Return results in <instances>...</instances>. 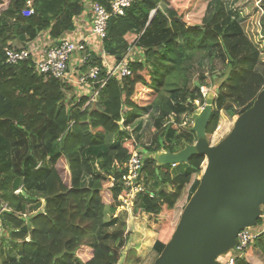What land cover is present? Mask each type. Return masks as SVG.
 I'll return each mask as SVG.
<instances>
[{
	"label": "trees",
	"instance_id": "1",
	"mask_svg": "<svg viewBox=\"0 0 264 264\" xmlns=\"http://www.w3.org/2000/svg\"><path fill=\"white\" fill-rule=\"evenodd\" d=\"M27 1L0 0V193L16 212L43 210L28 223L6 213L13 246L0 247L1 264H120L117 249L128 236L114 230L123 208L118 198L127 194L122 176L139 145L145 191L135 215L145 214L147 228L158 234L160 255L200 184L206 158L158 167L148 156L184 148L177 135L184 117L205 106L201 87L215 93L208 136L222 114L235 121L253 106L264 88V0L249 19L233 0H136L124 16L110 19L103 46L116 59L132 48L140 57L130 77L110 79L93 101L74 95L71 84L39 76L31 61L5 63L6 48L23 50L44 32L59 40L85 11L84 0H33L26 17ZM150 108L159 111L144 135ZM237 264H264V234Z\"/></svg>",
	"mask_w": 264,
	"mask_h": 264
},
{
	"label": "water",
	"instance_id": "2",
	"mask_svg": "<svg viewBox=\"0 0 264 264\" xmlns=\"http://www.w3.org/2000/svg\"><path fill=\"white\" fill-rule=\"evenodd\" d=\"M214 103L210 92L205 106L191 116L195 143L148 156L158 167L188 164L197 155L206 158L200 184L153 264H222L238 234L256 229L264 218V88L217 145L207 132Z\"/></svg>",
	"mask_w": 264,
	"mask_h": 264
},
{
	"label": "built area",
	"instance_id": "3",
	"mask_svg": "<svg viewBox=\"0 0 264 264\" xmlns=\"http://www.w3.org/2000/svg\"><path fill=\"white\" fill-rule=\"evenodd\" d=\"M135 1L108 0L107 4L104 5L96 1L84 0V5L89 7L92 19L89 35L77 33L74 30L64 34L59 40L52 39L54 42L38 38L30 42L27 48L23 50L6 48L4 51L5 63L7 65H17L31 61L39 76H50L71 84L76 88L74 95L88 96L93 101L99 96L101 90L106 87L110 79L114 78L121 82V80L130 77L133 72L131 66L140 57L139 52L132 48L116 59L108 55L103 46L107 37L110 19L124 16L127 9ZM33 12V0H28L23 15L28 17ZM153 15L154 12L152 17ZM103 72H105V77L100 79ZM99 80H101L100 86ZM209 92V88L201 87V94L204 98L209 95ZM203 107H197L195 111ZM190 121L192 122L191 119ZM220 129L219 125L216 133ZM144 164L145 154L137 149L126 163L125 173L122 176L121 182L123 188L127 190V194L118 198L119 204L123 207L121 209L132 210L135 207L138 196L145 191L141 177ZM22 192L23 188H20L16 194L20 195ZM8 212H13L27 223L29 218L32 217L27 215V212L14 211L0 193V239L6 234L3 219ZM263 234L264 224L262 226L259 225L256 229L241 231L237 237V245L225 258L221 259L222 264H237L238 259L242 258L245 251Z\"/></svg>",
	"mask_w": 264,
	"mask_h": 264
},
{
	"label": "rangeland",
	"instance_id": "4",
	"mask_svg": "<svg viewBox=\"0 0 264 264\" xmlns=\"http://www.w3.org/2000/svg\"><path fill=\"white\" fill-rule=\"evenodd\" d=\"M234 7L235 9L240 10L241 12L243 10L248 9V13L246 14L245 11L242 12V14H244V18H251L252 16H254L258 10H262L260 9V5H259V0H234ZM264 10V9H263ZM247 12V10H246ZM263 15H264V11H263ZM213 15L210 14V17L208 18V21L210 20V18ZM262 20H261V24H262V28L264 27V16H262ZM151 19H152V15H151ZM221 81H219L218 83H216L215 85H213L215 87V89L220 85ZM211 92H213L212 90H210ZM210 93V92H209ZM215 94V93H214ZM158 109L156 108H150L148 111V114L144 117V121H145V125L143 128V132L142 134H147L150 133L151 129L153 128V123H154V119L156 118L157 114H158ZM191 117L188 115L186 117H184L183 120V124L182 126H180L181 133L182 134H178L177 135V139L176 141L179 139V144L181 145V147L184 146V142H190V143H195L196 141V135L194 132H192V126L193 123L190 121ZM192 120V119H191ZM234 122L233 120L229 119L228 117H226L224 114H222L221 116V120H220V131L218 133H215L212 136H209V141L211 142L212 145H217L218 143H220L233 129L234 126ZM219 127V126H218ZM144 134V135H145ZM138 135V134H137ZM136 135V136H137ZM149 135V134H148ZM141 136V135H140ZM138 140V139H137ZM172 144L175 145L176 142L174 140V138H172ZM178 147V146H177ZM176 147V149H178ZM140 150H143V148L141 147V145H139L138 147ZM17 151L18 148H16ZM25 151V148H21L20 147V154H22ZM15 155V152H14ZM5 156L7 157V154L5 153ZM20 156V155H18ZM205 166V163H204ZM36 193H39L38 198L40 199L41 205H44V196L43 193L41 191H36ZM23 192L20 194L22 195ZM28 200V199H27ZM30 208V207H29ZM43 210V208L39 209L38 211H33L32 209H28L26 212L28 213L27 215H34L37 212H41ZM107 213L109 214V212L107 211ZM131 213V215H133L135 213V211H131L129 212ZM119 214V212H118ZM30 216V217H31ZM30 219V218H29ZM29 222V220H28ZM141 223V222H140ZM147 225V224H146ZM6 230V234L4 235V237H2V240L0 241V247H2V250L6 252H8L10 250V248H12V244L11 242H9V229L5 227ZM136 230V229H135ZM131 232L130 230H126L124 232L125 236H128V241H127V245L122 249H117V251L119 252L120 255H122V258L120 260V264H153L154 261L156 260V258L159 256L158 251L155 250L154 246L151 245V243L148 244V246L142 245V243L140 244L142 247L137 249L136 247L134 248H130V244L134 243V240H132V236H131ZM124 236V237H125ZM4 241V242H3ZM5 242H7L5 244ZM20 245H17V249H19ZM139 247V246H138ZM155 251H154V250ZM1 260H0V264H1Z\"/></svg>",
	"mask_w": 264,
	"mask_h": 264
},
{
	"label": "crops",
	"instance_id": "5",
	"mask_svg": "<svg viewBox=\"0 0 264 264\" xmlns=\"http://www.w3.org/2000/svg\"><path fill=\"white\" fill-rule=\"evenodd\" d=\"M84 6V13L81 16L77 17L75 20V32L84 33V35H89L91 31L92 19L89 7L87 5ZM248 9H246V14L248 13ZM39 38H44L48 42H54L48 32L42 33ZM135 210V208H133L132 210L126 208L120 209L118 211L119 223L117 224V226L114 227V230H130V232L132 233V240H134L133 245H135L137 249L142 247L140 245L141 243L142 245H145L147 241L151 243L152 246H154L158 239V234L147 228L145 214L141 216H136L135 213L133 215L129 213Z\"/></svg>",
	"mask_w": 264,
	"mask_h": 264
}]
</instances>
